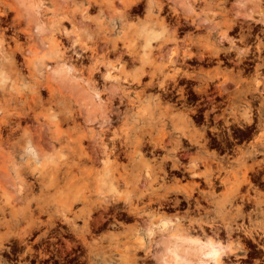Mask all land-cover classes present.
Returning <instances> with one entry per match:
<instances>
[{"label":"rangeland","instance_id":"obj_1","mask_svg":"<svg viewBox=\"0 0 264 264\" xmlns=\"http://www.w3.org/2000/svg\"><path fill=\"white\" fill-rule=\"evenodd\" d=\"M177 3L186 13L180 15L167 0H0V234L6 232L8 237L0 247V264H48L50 258L49 264H158L154 251L161 240L187 233L223 244L221 264H264V258L254 254L257 244H248L242 231L228 235L210 225L228 221V207L197 210L184 201L165 207L149 202V195L183 198L191 178L207 188L203 177L175 175L169 158L163 172L161 157L173 138L166 139L168 150L147 144L162 133L156 122L183 113L193 122L189 127L200 126L203 121L192 120L194 108L202 116L207 110L220 112L212 105L222 101L225 107L227 101L199 99L195 90L208 72L214 82L227 81L229 89L237 80L256 77L264 87V62L255 68L241 61V55L257 44L264 51V0ZM237 12L242 27L231 29ZM245 14L252 16L250 20L244 21ZM178 67L190 77L174 84L170 75ZM110 71L118 72L119 79H112ZM61 73L69 79H61ZM180 85L184 97L176 99ZM234 123L231 133L222 130L226 145L219 141L221 145L208 147L222 161L220 175L231 181L228 186L242 177L235 162L231 165L237 155L233 146L245 147L255 139L245 133L246 125ZM108 148H114L115 155L103 163ZM204 169L201 165L198 170ZM255 184L264 189L262 182ZM173 185L183 191L173 190ZM222 186L216 189L218 199L226 189ZM110 199L121 208L110 206ZM55 232L61 235L53 238ZM84 241L99 246L93 258ZM52 250L56 251L51 256Z\"/></svg>","mask_w":264,"mask_h":264},{"label":"bare ground","instance_id":"obj_2","mask_svg":"<svg viewBox=\"0 0 264 264\" xmlns=\"http://www.w3.org/2000/svg\"><path fill=\"white\" fill-rule=\"evenodd\" d=\"M167 1H169L171 3L172 8L175 11H177L179 14L180 13H182V14L186 13V9L183 6L181 7V5H178L177 1L179 2V0H167ZM180 1H182V0H180ZM27 3H28L27 4V8H28V5H30L29 4L30 2L27 1ZM165 3H166V1H165ZM31 6H33L32 3H31ZM242 7H243V9L246 10V7H244V6H242ZM32 8L30 7V10ZM251 9L253 10V8H250V10ZM240 10H241V12L243 11L242 8ZM31 12H33V11H31ZM178 13H177V15H178ZM182 14H180V15H182ZM239 15H240V12L238 13L237 18L233 20V23H231L229 25L231 27V29H235L236 26L242 27V25L238 23V19H239L238 16ZM242 15H244L243 12L241 13L240 16H242ZM261 15H262V13H261ZM246 16H247L246 19H244L245 16L242 17L244 19V21L249 19V17H252L251 15H246ZM240 20H242V19H240ZM253 20H251V21H253ZM263 21H264V19L262 20V22ZM210 22L213 23L212 20ZM212 23H210L211 26L214 25V24L212 25ZM195 24H196V20H195ZM242 24H244V23H242ZM37 25H40V23L39 24L37 23ZM198 25L201 26V24H198ZM246 25H247V22H246ZM237 29H239V28L237 27L236 30ZM234 31L235 30H233V32ZM260 31H261V28H260ZM229 33H231V32H229ZM221 37H222V35H221ZM246 37L244 39H246ZM221 39H219L218 41H221ZM224 41H225V39H224ZM247 41H245V42H247ZM221 43H222V41H221ZM254 47H255L254 49H250L245 54L241 55V61H242V59H245V60H247L245 65H247V66L253 65L255 68H257L264 62V58H263L264 55L262 56V53L264 51L262 52L261 46L259 44L255 45ZM113 49L116 50L114 48V46H113ZM189 49H190V47H189ZM207 52H208V50H207ZM210 52H211V50H210ZM191 54H192V52H191V49H190L189 52L186 53V55L188 57H190ZM204 54L205 53H203V55ZM218 56H219V54H218ZM222 56H223V54H222ZM175 57H178V56H175ZM203 58H205V57L203 56ZM220 58H219L220 62L224 61V60H227V56H226L225 59H222V58L220 59ZM229 58H230V56H229ZM178 59H179V57H178ZM202 59H201V62L203 61ZM177 60L175 59L176 62H177ZM205 60H207V59H205ZM213 60H214V58H213ZM175 61H174V63H175ZM232 61L235 62V60H232ZM168 63H169V61H168ZM115 64L117 65V63H115ZM240 66H241V64L238 67H240ZM253 66H251V69H252ZM180 68L181 67H178L177 70H175L170 75V77L172 78L174 84H176L178 82V80L180 78H182V77H190L188 72H184V71L182 72V70ZM59 70L61 71L62 69H59ZM59 70L57 72L58 74H60ZM249 71L250 70L248 69V72ZM63 72L65 73V71L62 70V73ZM107 72L109 73V71H107ZM110 72L111 73H110L109 76L112 79H119V73L118 72H112V71H110ZM262 72H264V71H262ZM62 73H61V76L65 75V74H62ZM143 73H144V70H141L139 75L137 76V81H140L141 75ZM146 75H147V73H146ZM152 76H153V74H152ZM261 76H262V74H261ZM261 76H260V79L263 77V76L262 77ZM63 77L66 80L69 79V77H67L68 78L67 79L65 76H62L61 79H64ZM159 77L160 76H158V78ZM212 77H213V75L208 72L207 76H206V78L204 80V83L201 86H198V87L195 86V90H196V93L199 96V99H200V97L202 98V100L210 99V98H217V97L220 98L221 97L220 99L223 98L225 101H227L225 107H221L222 101H217V103L212 105V109L214 111L215 110H220V112H216L215 111L216 113L211 114L212 110H210V111L207 110V111H205V113L202 116V115L199 114L198 109L194 108L193 109L194 110V114L192 115L193 116L192 120L195 121V122L196 121H203V124L200 125V126L193 125V127H189L191 124H193V122L183 113L175 115V116H173L171 118H166L165 117L162 120L156 122V126H159L160 129L162 130V133L159 136V139L156 140V141H154L152 137H150L148 139V141L146 139L147 144L149 142L150 144L153 145V147H156L158 149L164 148V149L168 150L167 149L168 142L166 144V139L173 138V141L171 143V147L169 148V151L167 153H165L161 157L160 163H161V168H162L163 172L166 174V170L163 167V163H164V161L167 158H169V160L171 162L170 163V169L174 172V174L175 173H180L182 175V177H186V176H191L193 178H196V177L202 178L203 177L205 183L202 182V184H204L207 188H204L203 185L201 187V183L199 181L194 180V179L191 178V180H192L191 181V187L189 189L186 188V187L184 188L186 190H184L183 198H179L177 195L172 197V198H170V197L167 196V194H163L161 196L157 195V196H153V197L151 195H149V200H150L149 202L151 204H152V202H157L159 206H164L165 207V205L166 206L167 205L174 206V205H179V204L182 205L181 203H182V201H184L188 208L193 206L197 210L206 209L209 205H212V206L214 205V207H216V208L217 207H228L229 210H228V215L227 216H228L229 220L228 221H222L221 225L215 224L213 222L210 223V225L215 227L216 231H217V229H219V227H221V230L222 231L224 230L228 235H231L232 233H234L236 231H242L243 234H244V238L246 239L248 244H249V242L250 243L253 242V243L257 244V248L254 251V254L258 253V255L260 254L262 256V258H264V189H262V190L259 189V186H257L255 184V181H257V182H262V184L264 185V95L262 93V91L264 90V87L262 86V83L260 82L258 77H256L258 79L255 78V80H243V79L237 80V81L234 82L235 87L232 88V89L228 88L229 83L227 81L214 82L212 80ZM167 82H168V79H167ZM149 84H153V83L149 82ZM166 88H168V87L166 86ZM183 89H184L183 85H180V87L178 88V90H179L178 92L180 93V97H184V93L185 92H183ZM82 91L86 92L85 90H82ZM165 91L167 92V91H171V90L168 89V90H165ZM255 93H259V94L255 95ZM82 94H85V93H82ZM197 94H195V95H197ZM210 94H212V96ZM192 95H194V94H192ZM87 96H90L89 93L87 94ZM85 97H86V95H85ZM86 98H88V97H86ZM91 98H92V96L89 98V100H91ZM255 102H256V104H255ZM202 105H203V103H202ZM205 105H207V103H205ZM91 106H93V105H91ZM199 106H201V105L199 104ZM253 109H255V114L253 113ZM196 111H197V113H195ZM233 122H235V123H237L239 125H243V124L246 125L245 126V133L254 136L255 139H254L253 142L251 141L252 142L251 144H249V145H247L245 147H239V146H233L232 145L233 146V150L235 152H237L236 153L237 155L233 159H231V161H232L231 165L233 166V162H235V164L238 166L239 171L242 172V177L241 178L236 177L235 180H234V184L232 186H228V183H230L231 181L228 178H226V177H221V175H220L221 169L224 168L223 164H222V161L219 162L216 152L215 151H212V152L209 151L208 147L210 145H215L219 141L222 144L226 145L225 144V140H224L225 139V135H224V132L222 130L224 128L225 130L228 131L227 134H229L230 127H231L230 125H232L231 123H233ZM180 123H182L181 127H179ZM244 125H243V127H244ZM243 127H242V129H244ZM239 134H241V132H239ZM230 135L234 136L233 134H230ZM227 137H229V136H227ZM244 137H245V135H244ZM229 138L231 139V137H229ZM103 142H104V140H103ZM122 142H123V140H122ZM229 142H231V141H229ZM106 144H108V143L106 142ZM117 144H116V146H117ZM219 145H221V144H219ZM110 146H112V145H110ZM118 146H119V144H118ZM113 147H115V146H113ZM195 147L198 148L196 152L192 151V149L195 148ZM114 151H115L114 148L105 149V156H104V158H102L103 161H104L103 163H107L111 159H113V158H111V155H115ZM154 151H155V149H154ZM121 153H122V151H121ZM152 153H154V152H152ZM233 155H234V152H233ZM90 156H92V154ZM121 156H123V155H121ZM222 158L225 159L224 157H222ZM142 160L144 161V159H142ZM167 165H168V163H167ZM201 165H203L205 167V169L203 171H199L198 170L199 167H201ZM146 169H147V167H146ZM149 170L147 169L146 173H148ZM100 172H101V170H100ZM148 174H150V173H148ZM143 175L146 176L147 174H143ZM139 177L143 178L142 175L139 176ZM147 177L143 178V179L146 180ZM139 179L137 181H139ZM181 180H183V179H181ZM181 180L179 182H181ZM198 180H200V179H198ZM200 181H202V180H200ZM144 182H146V181H144ZM187 184H189V183H187ZM218 185H221V186L223 185V186L226 187V189L224 191V195L220 199H218V196L216 194V189H217ZM172 187H173V190H175V191H178V192H182L183 191V189H181L180 187H176L174 185ZM111 199L109 200V202H111L110 206H113V207L115 206V208H116L118 206V203L115 202L114 200H113L114 201L113 202ZM120 202L122 203V201H120ZM146 202H147V200H146ZM203 202H205L206 204H204ZM100 205L103 206V207H107L108 208L109 204H106V203L104 204V202H101ZM183 205H185V204H183ZM233 205H234V207H232ZM120 206H121V204L118 207H120ZM113 207H111V208L114 209ZM193 207H192V210H193ZM107 208H106V210H107ZM120 208H117V210L119 211ZM104 211L105 210H103V212ZM111 212L113 213L114 211H111ZM95 214H96V211H95ZM113 214H115V213H113ZM107 215H108V213H107ZM91 218H92V216H91ZM52 220H54V219H52ZM66 220L71 225V228L75 229V227L73 226V221L70 220V219L68 220V218H66ZM139 220L142 221L141 218ZM146 220L147 219L145 218V222H144L145 224L147 223ZM238 220H241V222H239ZM54 221H56V220H54ZM74 221H76V220H74ZM93 222H91V223L93 224ZM0 223H2L1 219H0ZM142 223H143V221L141 222V224ZM88 224H89V222H88ZM187 224H189V223H187ZM193 224L194 223H192V225ZM63 225L64 224H62V226ZM172 225L174 226V224H172ZM172 225H171V227H172ZM199 225L201 227L204 226L202 222L199 223ZM142 226H144V225L142 224ZM163 227H164V225H163ZM168 228H170V226ZM55 229H54V231H55ZM241 233H239V236H240ZM62 234H63V232H62ZM69 234H71V233L69 232ZM162 234H163V232H162ZM60 235L61 234L59 232L58 233L55 232V237H53V238H56V237H58ZM167 236H166V238H163L162 240L160 239L161 242L158 245V248H156V250L153 249V250H155L154 251L155 252V259H156L155 262H158V264H221V260L224 257L223 256L224 255L223 254V250H224L223 249V244L219 243L215 239H212V238H210V239H201V238L195 237L193 235H190L189 233H187L186 235H183V237H176L175 239H173L171 236L170 237H167ZM72 237H73V234H72L71 238ZM159 237H161V236H159ZM240 237H242V235ZM4 238H8L6 232L3 233V234H0V247L1 248H3L2 241H3ZM68 240H69V238H68ZM76 240H78V239H76ZM74 241H75V239H74ZM83 243L89 249V252H90V255H91L90 258H93L94 253H97V251L100 249L99 246L96 243H88L86 241H84ZM58 247H61V246H58ZM73 248H79L80 249V247H73ZM55 251L56 250L50 251L51 256L54 255ZM66 251H64V252H66ZM71 252L72 251H70V253ZM81 252H83V251H81ZM75 254H78V253H75ZM51 256H49V257H51ZM71 256H72V254H71ZM49 257H48V259H49ZM50 259L51 260L49 262H52L53 258H50ZM84 261H86V260H84Z\"/></svg>","mask_w":264,"mask_h":264},{"label":"flooded vegetation","instance_id":"obj_3","mask_svg":"<svg viewBox=\"0 0 264 264\" xmlns=\"http://www.w3.org/2000/svg\"><path fill=\"white\" fill-rule=\"evenodd\" d=\"M177 92H178V91H177ZM179 98H183V97H180V96H177V97H176V99H179ZM204 104H205V103H204ZM16 255H17V257H19V255H18V254H16ZM31 259H33V257H32V256H31V257H29L28 261H29V260H31ZM15 260H16V261H19V260H18V258H16ZM49 263H51V262H49ZM49 263H48V264H49Z\"/></svg>","mask_w":264,"mask_h":264}]
</instances>
